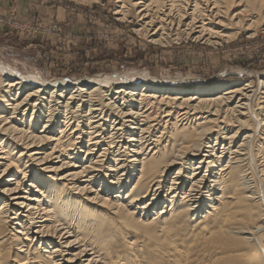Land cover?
<instances>
[{"label":"bare ground","instance_id":"6f19581e","mask_svg":"<svg viewBox=\"0 0 264 264\" xmlns=\"http://www.w3.org/2000/svg\"><path fill=\"white\" fill-rule=\"evenodd\" d=\"M129 1L153 43L219 45L264 21V0ZM14 73L0 64V264H264V73L261 87L116 89ZM60 149L73 160L48 165Z\"/></svg>","mask_w":264,"mask_h":264},{"label":"rangeland","instance_id":"374dc122","mask_svg":"<svg viewBox=\"0 0 264 264\" xmlns=\"http://www.w3.org/2000/svg\"><path fill=\"white\" fill-rule=\"evenodd\" d=\"M130 3L127 0L126 16H123L117 13L123 4L118 0H0V64L14 74L29 77L28 82L32 84L52 85L69 80L71 86H75L87 84L85 82L94 84L97 80L93 79L102 78L104 88L108 89H116L121 84L145 83L208 88L221 80L229 84L254 80L257 87L262 86L257 73H264L263 20L254 22L255 28L250 26L252 31L245 29L248 17L228 26L229 38L219 45L187 37L153 43L152 38L139 31L142 15ZM31 115L32 110L24 119L26 129ZM44 120L38 125L32 122L30 131L41 134ZM59 125L61 122L52 127L56 128L54 133L47 129L42 134L59 137ZM242 138L243 135L239 141ZM53 145L46 144L43 152H51ZM65 149H60L62 155L56 151L48 165L60 166L63 158L68 162L73 160L66 158V152L71 150ZM15 152L18 154L19 148ZM58 155L61 158H57ZM76 164L68 168L81 170L75 167L81 166V160ZM5 166L0 168L1 172ZM175 169L170 172V179ZM81 182L82 186L87 184ZM89 187L97 190L100 184H89ZM81 201L90 204L85 199ZM98 202L92 201V204ZM10 260L17 261L14 252Z\"/></svg>","mask_w":264,"mask_h":264}]
</instances>
